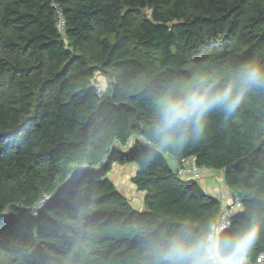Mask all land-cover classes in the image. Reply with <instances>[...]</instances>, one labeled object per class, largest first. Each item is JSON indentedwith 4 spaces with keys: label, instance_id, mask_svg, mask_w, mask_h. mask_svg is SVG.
<instances>
[{
    "label": "trees",
    "instance_id": "16d2710c",
    "mask_svg": "<svg viewBox=\"0 0 264 264\" xmlns=\"http://www.w3.org/2000/svg\"><path fill=\"white\" fill-rule=\"evenodd\" d=\"M252 59L264 64V0H0V264H150L147 237L222 211L177 175L188 157L240 203L229 232L260 224L256 264L264 91L228 119L212 114L200 140L147 155L155 98ZM113 164L135 165L143 210L108 179Z\"/></svg>",
    "mask_w": 264,
    "mask_h": 264
},
{
    "label": "clouds",
    "instance_id": "9594fccd",
    "mask_svg": "<svg viewBox=\"0 0 264 264\" xmlns=\"http://www.w3.org/2000/svg\"><path fill=\"white\" fill-rule=\"evenodd\" d=\"M183 87L181 94L164 93L154 100L152 137L157 143L148 152L149 158L168 147L200 140L212 114L222 113L228 119L251 93L264 91V64L252 59L227 79L199 75ZM260 228L253 221L233 233L222 220L213 219L203 226L183 222L147 237V254L150 264H247Z\"/></svg>",
    "mask_w": 264,
    "mask_h": 264
},
{
    "label": "crops",
    "instance_id": "0c3cea01",
    "mask_svg": "<svg viewBox=\"0 0 264 264\" xmlns=\"http://www.w3.org/2000/svg\"><path fill=\"white\" fill-rule=\"evenodd\" d=\"M114 165H118V164H113L112 166H114ZM129 165L132 166L131 167L132 173L128 177V180H126V179L125 180L128 182V184H130L134 188V193H136L138 195V197L140 198V201H141L139 206L135 207L132 204H131V206L134 209L140 211V210L144 209L145 193L137 191L135 189L134 185L131 183V179L133 178V176L135 174L136 167H135V165L133 167V164H129ZM119 166L124 168L125 165L124 166L119 165ZM122 168L119 171L123 175ZM199 180H200L199 186L203 189V191L205 193L209 194L210 196H212L213 198L217 199L221 203L222 208H224L225 205H227L232 200L230 193L228 192L227 188L225 187V185L223 183L221 172L206 170L201 175V178Z\"/></svg>",
    "mask_w": 264,
    "mask_h": 264
},
{
    "label": "rangeland",
    "instance_id": "374dc122",
    "mask_svg": "<svg viewBox=\"0 0 264 264\" xmlns=\"http://www.w3.org/2000/svg\"><path fill=\"white\" fill-rule=\"evenodd\" d=\"M143 12H147L146 10ZM148 13V12H147ZM96 80L98 82L99 87L102 90L106 89L107 86V81L106 79L99 75L96 74ZM168 164L170 165L171 169L174 171L175 166L172 163V161H170L169 159H167ZM113 167V168H112ZM111 167V171L108 174V179L113 183L114 187L116 188V190L123 195L130 204H132L133 206L137 207L140 205V198L138 197V195L136 193H134V188L128 184V182L126 180H128V177L131 175L132 171H131V167L129 164L125 165L124 168H122L119 165H114ZM123 171V175L122 173L119 171L121 168ZM134 167V165H133ZM122 176V177H121ZM126 179V180H125ZM200 180L197 181V184L199 185ZM63 259H61L59 262H54V264H63Z\"/></svg>",
    "mask_w": 264,
    "mask_h": 264
},
{
    "label": "built area",
    "instance_id": "2783aa9c",
    "mask_svg": "<svg viewBox=\"0 0 264 264\" xmlns=\"http://www.w3.org/2000/svg\"><path fill=\"white\" fill-rule=\"evenodd\" d=\"M57 29L59 32H62L63 29V21L61 18H59ZM100 90V88H98ZM207 169L198 167L196 165L195 159L192 157L184 158L181 161V166L176 168V173L181 178L198 181L201 178V175L206 171ZM240 207V203L238 200L233 199L231 200L227 205H225L224 208H222V211L220 215L218 216L217 220H222L225 223H228L230 225V218L232 214ZM256 264H264V255H260L257 259Z\"/></svg>",
    "mask_w": 264,
    "mask_h": 264
}]
</instances>
